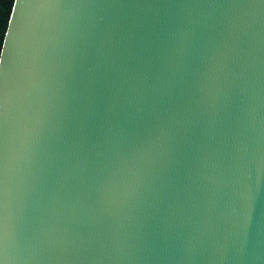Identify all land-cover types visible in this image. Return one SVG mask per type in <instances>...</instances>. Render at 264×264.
Returning a JSON list of instances; mask_svg holds the SVG:
<instances>
[{
	"label": "water",
	"instance_id": "95a60500",
	"mask_svg": "<svg viewBox=\"0 0 264 264\" xmlns=\"http://www.w3.org/2000/svg\"><path fill=\"white\" fill-rule=\"evenodd\" d=\"M16 16L3 264H264V0H24Z\"/></svg>",
	"mask_w": 264,
	"mask_h": 264
},
{
	"label": "snow or ice",
	"instance_id": "6c2138e0",
	"mask_svg": "<svg viewBox=\"0 0 264 264\" xmlns=\"http://www.w3.org/2000/svg\"><path fill=\"white\" fill-rule=\"evenodd\" d=\"M24 0H15L13 5L12 13L13 15L9 18L8 22L4 24L3 27V40L0 43V125L6 115V97L2 84V69L4 66L5 60V46L9 43V37H15L17 35V30L14 29V23H18V17L16 16L17 10L22 6ZM2 154H0V193L3 192V174H2ZM0 264H3V261L0 260Z\"/></svg>",
	"mask_w": 264,
	"mask_h": 264
},
{
	"label": "trees",
	"instance_id": "16d2710c",
	"mask_svg": "<svg viewBox=\"0 0 264 264\" xmlns=\"http://www.w3.org/2000/svg\"><path fill=\"white\" fill-rule=\"evenodd\" d=\"M13 2L14 0H0V28L2 29V22L6 24L9 20Z\"/></svg>",
	"mask_w": 264,
	"mask_h": 264
},
{
	"label": "clouds",
	"instance_id": "9594fccd",
	"mask_svg": "<svg viewBox=\"0 0 264 264\" xmlns=\"http://www.w3.org/2000/svg\"><path fill=\"white\" fill-rule=\"evenodd\" d=\"M3 40V29L0 28V43H2Z\"/></svg>",
	"mask_w": 264,
	"mask_h": 264
}]
</instances>
